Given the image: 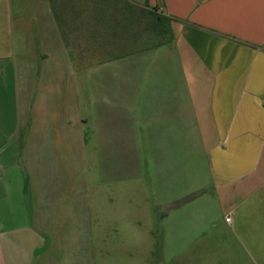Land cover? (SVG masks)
Instances as JSON below:
<instances>
[{
    "label": "crops",
    "instance_id": "crops-1",
    "mask_svg": "<svg viewBox=\"0 0 264 264\" xmlns=\"http://www.w3.org/2000/svg\"><path fill=\"white\" fill-rule=\"evenodd\" d=\"M144 2L176 43L94 59V3L0 0V264L136 254L147 216L168 264H264V0Z\"/></svg>",
    "mask_w": 264,
    "mask_h": 264
},
{
    "label": "rangeland",
    "instance_id": "rangeland-1",
    "mask_svg": "<svg viewBox=\"0 0 264 264\" xmlns=\"http://www.w3.org/2000/svg\"><path fill=\"white\" fill-rule=\"evenodd\" d=\"M88 1L94 4L92 8L84 10L85 16H96L102 18L104 21L110 22V25H104L108 28V31L102 40L107 54L103 53L94 59H110L116 54L132 57L135 51L140 49L160 47L161 45L173 46L176 43V37L173 36L174 33L171 27L165 29L164 23H158L156 17L149 14L150 11L153 13L155 8L146 5L145 2L143 5L146 7V11L144 7V14L137 16L140 9L137 8V10L134 11L137 5L135 1L140 0ZM119 5L124 8V10L121 9V11H125L127 16L125 17L126 19L119 18L118 21L116 13H118L117 7ZM155 13L160 14L159 11ZM20 135L22 138V131ZM5 153L7 154V151ZM143 220L142 231L137 233V238H139L141 246L137 248L136 254H133V252L131 254L129 248L126 249L124 254L118 251L119 247L111 248L112 258L110 255L108 257V251L104 250L105 257L103 261L97 260V253L96 264H168L167 252L163 245V231L161 227L156 225L153 216L144 217ZM117 238L118 234L110 233L111 244L115 242ZM117 242L119 243V241ZM175 253L176 254L172 253V256L169 257L172 264H187V260H185V263L183 262L184 259H186L183 252L180 251Z\"/></svg>",
    "mask_w": 264,
    "mask_h": 264
},
{
    "label": "trees",
    "instance_id": "trees-1",
    "mask_svg": "<svg viewBox=\"0 0 264 264\" xmlns=\"http://www.w3.org/2000/svg\"><path fill=\"white\" fill-rule=\"evenodd\" d=\"M143 11H144V9H143ZM143 11H142V14H144ZM145 11H146V9H145ZM149 14L154 16V17H156V20H157L158 23H160V24L164 23L165 24V29H168L170 27V20L168 18H166L164 15L155 13V11L153 13L150 11ZM137 16H139V13L137 14Z\"/></svg>",
    "mask_w": 264,
    "mask_h": 264
},
{
    "label": "built area",
    "instance_id": "built-area-1",
    "mask_svg": "<svg viewBox=\"0 0 264 264\" xmlns=\"http://www.w3.org/2000/svg\"><path fill=\"white\" fill-rule=\"evenodd\" d=\"M225 220H226V221H229V218H228V217H226V218H225Z\"/></svg>",
    "mask_w": 264,
    "mask_h": 264
}]
</instances>
